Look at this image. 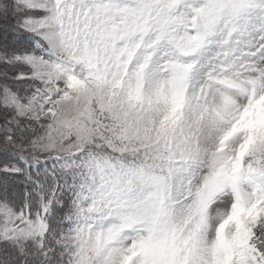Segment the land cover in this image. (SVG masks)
<instances>
[{"label": "snow or ice", "instance_id": "1", "mask_svg": "<svg viewBox=\"0 0 264 264\" xmlns=\"http://www.w3.org/2000/svg\"><path fill=\"white\" fill-rule=\"evenodd\" d=\"M0 264H264V0H0Z\"/></svg>", "mask_w": 264, "mask_h": 264}]
</instances>
